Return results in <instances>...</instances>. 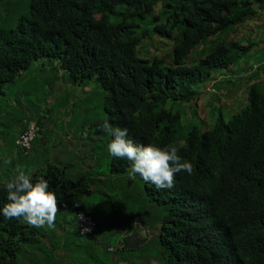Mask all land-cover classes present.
I'll return each mask as SVG.
<instances>
[{
  "label": "trees",
  "instance_id": "trees-1",
  "mask_svg": "<svg viewBox=\"0 0 264 264\" xmlns=\"http://www.w3.org/2000/svg\"><path fill=\"white\" fill-rule=\"evenodd\" d=\"M161 1L162 20L154 16L159 0H30L28 13L19 17L15 29L0 28V99L5 98L6 85L42 58L57 61L77 83L96 78L105 93V121L127 128L128 138L136 144L175 146L177 154L193 165L191 175L176 174L171 189L145 182V194L164 206L156 215L162 220L156 236L159 264H264V89L251 86L241 113L228 121L220 116L203 132L193 128L182 133V114L168 107L170 102L194 101L198 83L246 55L247 48L238 42L212 39L226 38L256 6H264V0ZM148 16L154 26L134 23ZM153 35L173 43L165 61L137 49L144 38L149 49ZM208 43V50L192 59V53ZM29 156L33 166L41 161ZM53 163L29 176L33 183L47 179L59 202L90 195L89 188L102 183L87 172L72 176L67 167ZM128 168L126 159L108 154L109 176L125 178ZM2 175L0 209L7 202L5 184L10 180V174L5 181ZM129 203L123 196V209L133 215ZM141 213L126 223L119 224V218L110 222L105 238L111 243L110 237L129 234ZM100 218L99 214L98 229ZM156 219L150 222L155 224ZM55 230L0 215V264H36L20 257L33 245L44 250L34 248L29 254L60 249ZM43 237L50 246L41 241ZM122 241L120 252H133ZM108 248L104 252L110 253Z\"/></svg>",
  "mask_w": 264,
  "mask_h": 264
},
{
  "label": "rangeland",
  "instance_id": "rangeland-1",
  "mask_svg": "<svg viewBox=\"0 0 264 264\" xmlns=\"http://www.w3.org/2000/svg\"><path fill=\"white\" fill-rule=\"evenodd\" d=\"M29 2L30 0H0V28H15L19 17L28 13ZM155 9L154 14H158L159 4ZM134 23L141 28L155 25L151 16L145 20L136 19ZM154 40L155 43L149 49V53L158 55L165 61L164 55L172 49L171 41L165 40L161 43L162 40L156 37ZM191 57L196 59L193 54ZM235 72L241 74L237 68ZM20 75L21 77L13 84L5 86V98L0 99L1 106L6 101L17 100L16 104L10 103L12 107H8L6 112L0 113V138L3 139L0 143V173H3L4 181L8 174L10 179L14 177L18 166L23 168L26 175L32 174L33 159L30 156L22 155L19 156L18 162L11 161V155L16 152L13 145L15 136L31 122L40 130L34 141L38 152L45 147L50 156L57 159L58 162L55 164L59 167L67 166L70 170V164H72L74 167L71 173L75 177L81 174V170L85 172L83 163H93L102 176V183L98 182L93 187L92 195L59 203L60 211L57 214L55 227L50 229H60V234L55 237L66 257L62 258V255L55 250L50 252L53 259L57 264H98V261L99 264H119V259L123 257L124 264H158L156 259H158L159 248H157L155 237L160 223L152 233L148 232L151 237H148L136 251L106 253L102 250L107 242L109 246L115 247V241L118 239V236L110 237V240L113 239L110 243L108 238H105V231L110 227V222L113 223L116 218L132 219L135 213L140 211L143 212L139 216L141 219L152 215L149 219L153 220L156 219L155 215L161 206L153 205L149 197L142 193L143 188L138 180H134L128 186L125 178H115L107 173L109 154L107 145L110 135L100 127L107 118L106 98L101 83L96 78L77 83L68 78L69 76L59 68L58 62L46 58L34 61L29 69ZM201 85L198 83L195 87L199 88ZM243 101H246L247 106L246 96ZM168 107L182 114V122L185 125L182 133H187L193 128L200 132L206 131L215 125L218 117L222 116L225 121H228L232 115L241 113L245 108H237L230 114L226 109L211 104L209 111L206 110V113L202 114L198 110L193 112L194 108L187 103L170 102ZM66 150H71L72 153L68 154ZM62 156L67 158H60ZM6 160L11 163H5ZM124 195L130 202L133 215L124 210L120 203ZM77 204L83 208H85L84 205H90L93 209H99L102 221L99 233L92 236L76 234L74 219L69 210L72 211ZM141 219H136L135 226L145 227L146 224ZM143 229L139 228V233L142 235L145 233ZM34 248L44 250L39 245H33L27 249L28 254L20 259L29 263L32 255L29 253L34 252ZM111 250L116 251L114 248Z\"/></svg>",
  "mask_w": 264,
  "mask_h": 264
},
{
  "label": "clouds",
  "instance_id": "clouds-1",
  "mask_svg": "<svg viewBox=\"0 0 264 264\" xmlns=\"http://www.w3.org/2000/svg\"><path fill=\"white\" fill-rule=\"evenodd\" d=\"M157 4H159V8H160V6L162 5V1L159 0V2ZM154 16H160L158 18H160L162 20L163 14H162V12L159 11V13L154 15ZM16 26H15V28H16ZM15 28H13V29H15ZM5 30H10V29H5ZM154 37H156L157 39H161L162 40L161 43H164V40L162 38H160L156 35L155 36L153 35L151 37V40L154 43H155ZM143 42H147V40H145V38H144L141 42L142 46L139 45L137 49L138 50L141 49L144 53H146V52L149 53V49H151V47L154 44L150 45L151 47L149 46L150 48L148 49L147 47H145L143 45ZM148 42L146 43V46L149 45ZM171 45L173 46L172 41H171ZM156 51H158V50H156ZM149 54L153 55L151 53H149ZM192 54H193L194 58L197 57V52H194ZM154 56L158 57V55H155V54H154ZM53 61H55V60H53ZM58 65H59V63H58ZM59 68L62 71H64L67 74V76H69L68 72L66 70L62 69L60 67V65H59ZM213 83H214V80H211L209 87L206 89V92L209 94H212V95L225 96L226 90H216L215 89L217 91V92H215V90L212 88ZM197 89L199 91H202V89L200 87ZM199 94H200V92H199ZM197 99H199V98L197 97L194 101H191V103L196 105L195 101ZM186 103L187 104L189 103L188 105L194 108L193 112L196 111L197 106L195 107L194 105H190V102H186ZM245 106H243L242 108H244ZM209 108L210 107H208L206 110L209 111ZM100 127L107 134L110 135L111 141L109 140V144L107 145L108 153L115 158L126 159L129 162V168L127 170L128 175H127V178L125 177L127 185L129 186L130 184H132V182L134 180H138V182L140 183V185L143 188V191H142L143 194H145V192H147L148 186L146 185V183L153 184L157 189H171L175 186V178H176L177 173L184 171V172H187L189 175H191L193 172L192 163L190 161L183 160L182 157L177 154L178 149L175 146L158 147L154 144H147V145L136 144L131 139L128 138V129L127 128L122 129L119 126L113 127L107 121H104L100 125ZM182 127L183 128L185 127L183 122H182ZM30 130L33 132V138L30 141V148L28 150H24L20 147V145L17 142L19 141V139L22 135L29 132ZM39 131H40L39 127L36 124L31 123L16 138V140L14 142L16 150L19 151L23 156H29L32 153L33 144H34V141L36 139L37 133ZM111 137H113V138L111 139ZM63 157L67 158V156H63ZM5 163L10 164L11 161L6 160ZM54 163H56V162H54ZM56 166H58V165H56ZM65 167H67V166H65ZM67 171H68V173H70L72 175L71 165H70V170H68V167H67ZM99 176H101V172H99ZM99 178H101V177H99ZM5 187H6V191H7V196H6L7 202L4 203L2 209H0V215H3V217L5 219L22 220L27 225H29L31 227L38 228V229L43 228L45 226L47 228H54L55 227L57 214L60 211V206H59L60 202L58 201L56 194L53 191L49 190L50 184H49V181L47 179L40 177L36 180L35 183H33L32 178L29 175H26L23 168H20L18 166L17 173L14 175V177L12 179H10L9 181L6 182ZM92 188L93 187L89 188V190L91 192L90 195H92V193H93ZM90 195H85V196H90ZM124 196H125V198H127L126 195H124ZM145 196H148V195L145 194ZM83 197H81V198H83ZM67 200H69V199H67ZM150 201H152V200H150ZM120 202L122 205V200H120ZM153 205H154V203H153ZM77 206H78V204H77ZM158 206H161L159 210L164 209L163 205H158ZM80 214H83L84 216L90 218L91 221L93 222L94 230L90 234H83L82 233V224H81V221L79 219ZM151 216L147 217L145 219H141L139 216H138L139 218L135 217L134 222H133V226H132L129 234H125V232H123L124 234L122 233V235L119 234L120 237L118 236V239L115 241V247L109 246L108 251L110 253H112V252L116 253V252L122 251V249L124 248L122 240H124V238L126 236H129L133 232V230L136 228V226H135L136 221L140 220V219L146 225H145V227L137 225L138 229L136 230V232L138 233L139 239H145L147 241V238L151 237V235H149L148 232L152 233V231H154L156 229L157 225L159 223H161V220L159 221L158 219H156L157 221L155 224L151 223L150 219H149V218H151ZM156 217L157 216L155 215V218ZM82 218L83 217L81 216V219ZM72 219H74V218L72 217ZM119 220H121V219H119ZM123 221H125V223H126V220H123ZM141 224L143 225L142 222H141ZM74 225H76L80 236L81 235L92 236V234L99 233L98 224L95 222V220L91 216V213L86 211L83 208H81V209L76 208L75 209ZM160 227H161V224L158 228V232L160 231ZM84 228L86 229L87 232L91 231L90 227H84ZM139 228H144L143 231H145V233L143 235L139 233ZM156 240H157V238H156ZM125 246H126V244H125ZM112 248L116 249V251H112L111 250ZM126 250L127 251H136V250H128L127 248H126ZM158 264H159V262H158Z\"/></svg>",
  "mask_w": 264,
  "mask_h": 264
},
{
  "label": "crops",
  "instance_id": "crops-1",
  "mask_svg": "<svg viewBox=\"0 0 264 264\" xmlns=\"http://www.w3.org/2000/svg\"><path fill=\"white\" fill-rule=\"evenodd\" d=\"M254 9L255 12L253 13V15L247 18L243 24L235 26L230 32L226 33V38L222 35L223 38H220L219 36L218 39H212L216 42H220V40L238 42L242 46H245L248 52L245 55L246 57H242L231 67L220 70L219 72H215L209 78V80L201 83L202 85L200 86V88L202 89V91H200V94L198 96L199 99L195 101L196 105L191 102L190 105H194L195 107L197 106L196 110L200 111L202 114L206 113V109L210 107L211 104H216L218 107L226 109L228 113L232 114L237 108H242L246 105V101L244 102L243 98H245L246 96L247 100L248 92L251 86H260L261 89H264V6H256ZM209 45L210 44L208 43L204 48L199 47L196 50L197 55L199 56L205 50H208ZM236 68L240 71L241 74H237L235 72ZM20 77L21 76L17 77V79ZM211 80H214V83L212 84V88L214 90H226L225 96L212 95L206 92V89L210 84V82L208 83V81ZM216 90L215 92H217ZM7 103V108L12 107L10 103L16 104L17 100H15L14 102L8 101ZM2 107L3 106H0V113L2 111L6 112L7 108L1 109ZM31 123H29V125ZM27 127H24L17 134V136H15L14 142L18 135ZM2 142L3 139L0 138V143ZM13 145L15 147L14 143ZM52 150L54 151V149ZM19 153L20 152L16 150V152L11 155L12 162L19 161ZM66 153L70 154L72 153V151L66 150ZM31 154L34 155L35 160H41L37 165L34 164L32 171L34 173L41 168L44 169L47 166V163L58 162L55 157L50 156L49 151L45 149V147L40 152H38L36 146L33 144V150ZM60 158L64 157L62 156ZM70 165L71 169H73L74 166L72 164ZM83 166H85V172H87L88 174H92L97 178L102 177L99 176V171L95 168V165L93 163H83ZM80 173H84L83 170H81ZM84 207L85 208L78 205L72 211L69 210V213L72 214L71 217H73L75 220V209L83 208L86 211L93 213L96 216L99 224V214L101 215V213H99V209H93L90 207V205H84ZM118 222L119 224H121L122 222L125 223V221L123 220H118ZM100 223L102 224V221H100ZM75 228H77L76 225ZM54 232L59 235L60 229H56ZM41 241L50 246V244H48L50 243V241L47 237L41 238ZM106 245H108V242L102 249L103 251ZM64 246L65 244L63 243V248ZM56 251L62 255V258L66 257V254H64L61 249H57ZM31 259L35 260L36 264H57V262L53 259L52 254H32ZM119 261V264H124L123 262L125 261V259L121 257Z\"/></svg>",
  "mask_w": 264,
  "mask_h": 264
},
{
  "label": "built area",
  "instance_id": "built-area-1",
  "mask_svg": "<svg viewBox=\"0 0 264 264\" xmlns=\"http://www.w3.org/2000/svg\"><path fill=\"white\" fill-rule=\"evenodd\" d=\"M32 138H33V132L30 130L29 132L22 135L17 143L20 145L22 149L28 150L30 148V141L32 140ZM81 216L83 217L82 219ZM79 219L82 224V233L90 234L94 230V224L91 221V219L84 216L83 214L79 215ZM84 227H90L91 231L87 232Z\"/></svg>",
  "mask_w": 264,
  "mask_h": 264
},
{
  "label": "water",
  "instance_id": "water-1",
  "mask_svg": "<svg viewBox=\"0 0 264 264\" xmlns=\"http://www.w3.org/2000/svg\"><path fill=\"white\" fill-rule=\"evenodd\" d=\"M138 229V226L133 230V232L124 238L126 248L128 250H137L141 245H143L146 240L145 239H139L138 233L136 230Z\"/></svg>",
  "mask_w": 264,
  "mask_h": 264
}]
</instances>
